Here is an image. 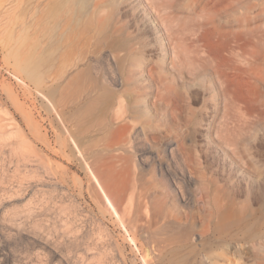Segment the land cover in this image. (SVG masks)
I'll use <instances>...</instances> for the list:
<instances>
[{
	"label": "rangeland",
	"instance_id": "obj_1",
	"mask_svg": "<svg viewBox=\"0 0 264 264\" xmlns=\"http://www.w3.org/2000/svg\"><path fill=\"white\" fill-rule=\"evenodd\" d=\"M99 3L94 27L106 16L110 37L89 41L43 34L46 0H0V264H145L142 239L111 208L129 202L134 166L150 211L176 190L169 171L183 172L191 202L164 201L189 211L194 230L213 207L205 178L236 214L264 219V0ZM85 83L92 97L114 92L103 118L79 128L50 98ZM120 99L137 130L115 120ZM256 244L237 261L217 250L215 264H264V237Z\"/></svg>",
	"mask_w": 264,
	"mask_h": 264
},
{
	"label": "bare ground",
	"instance_id": "obj_2",
	"mask_svg": "<svg viewBox=\"0 0 264 264\" xmlns=\"http://www.w3.org/2000/svg\"><path fill=\"white\" fill-rule=\"evenodd\" d=\"M99 2L100 0H46V3L50 5L47 17L49 16L54 24L50 28H45L43 34L55 35L64 39L77 36L89 41L96 38H109L111 23L106 19V16L105 21L100 22L97 29L94 27L92 15L97 10ZM96 88L93 84L85 83L84 86L77 84L66 96L62 95L58 100L51 96V113L59 106L56 113L64 119L66 112L73 109L81 117L82 124L78 123L79 128L88 122H95V119L103 118L111 104L114 90L104 84L98 87L100 91H97L92 97L91 94ZM122 99L118 101V106L114 111L115 120L123 122L125 127L131 126L132 129L137 130L135 120L131 119L133 115L127 113L128 106H124ZM129 120L133 123L130 124ZM168 146L170 145L166 144V147ZM175 152L172 151V156L175 155ZM167 170L169 171V167ZM170 171L169 174L176 184V190L166 189L163 191V197L157 203V207H152L154 208L152 211L147 205L149 196H147L148 192H145L146 187H143L145 191L141 189L142 187L138 189L140 187L138 184L139 171L135 166L131 171L129 202L123 207L118 203H111V208L117 219L125 227L131 229L133 243L138 245L136 235L142 239V258L145 264H215L216 260L213 258L214 252L217 250H220L216 255L221 257V260L227 259L229 262L232 257L233 261H237L241 257L244 258L246 251L249 252V246L254 248L258 239L264 237V219L258 217L259 212L246 207L238 211L242 214H236L235 199L227 196L224 186L211 178H205L207 182H202V188L210 196L213 207L209 212V218L205 220L204 228L200 231L194 230L191 213L188 211L183 214L175 205V200L186 204L191 202L187 178L183 172L182 176H179L173 170ZM170 192L175 198L171 202V206L164 201ZM105 209L112 214L108 207ZM196 236L199 241H196ZM231 242L240 243V248L233 252Z\"/></svg>",
	"mask_w": 264,
	"mask_h": 264
}]
</instances>
